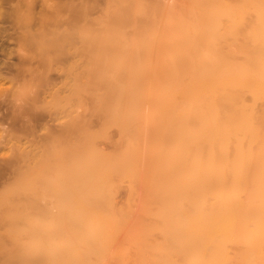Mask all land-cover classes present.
Instances as JSON below:
<instances>
[{"label":"bare ground","instance_id":"1","mask_svg":"<svg viewBox=\"0 0 264 264\" xmlns=\"http://www.w3.org/2000/svg\"><path fill=\"white\" fill-rule=\"evenodd\" d=\"M88 3L76 6L82 21L73 18L37 39L48 62L54 54L73 55L61 68L67 93L52 92L57 105L71 102L72 111L57 134L61 144L23 143L25 165L0 194V221L15 230L26 226L20 229L37 239L40 264H154L148 246L157 239L160 222L153 219L161 205L170 264H226L232 257L264 264V0H178L170 7L106 0L93 19ZM58 14L56 22L63 19ZM78 107L100 117V127ZM113 126L120 138L106 153L98 140ZM140 181L153 189L143 190L146 214H156L144 223L131 210ZM123 183L130 191L120 205ZM211 183L230 191L220 194ZM160 187L186 192L158 193ZM246 188L257 190H250L254 201ZM231 191L243 204H259L245 203L246 210ZM235 241L248 242L245 253Z\"/></svg>","mask_w":264,"mask_h":264},{"label":"rangeland","instance_id":"2","mask_svg":"<svg viewBox=\"0 0 264 264\" xmlns=\"http://www.w3.org/2000/svg\"><path fill=\"white\" fill-rule=\"evenodd\" d=\"M85 1L87 3L89 2L88 4L90 5L87 18L93 19V18H99L102 16L103 6L105 5L106 0H89V1L88 0H0V194L2 192L6 191L7 189H9L10 186L14 185L17 182L16 178H18L17 177L18 172H16V171H18V169L23 167V164L25 165V162L23 160L24 158L21 156V153H22L21 149L23 148L24 142L27 141V143L29 142L30 144H32V145L35 144L36 146L41 145V144L44 145L48 142L54 144L53 146H57V145L61 144V142H62V138L60 140H58L57 134H59L60 131L62 130V123L67 118L68 114L71 113L72 104H71V102H62L59 105H57L52 100V98H53L52 92L54 91V88L60 87V88H63L62 89L63 91L60 89L62 95H63V93L64 94L67 93L68 89H67V87L65 89V84H64V81H66L67 75H66L65 71L62 70L61 68L62 67L64 68L65 65H68V63H71L73 55L71 53H67V52L62 53V54H58L57 56H56V54H54V59H52V61L48 62V60H46V58H44L45 57L44 53L42 52L41 47H40L37 39L40 38V35L42 33L44 34V31H46L49 35L50 32L53 33V31H55L57 29H63L64 27H68L71 24V19H73V18H76L79 21H82L84 18L81 15H79L81 13H79V12L77 13V8L81 3L85 2ZM156 1L157 2L159 1L160 3L162 2L161 4L164 3V5H168V6H169V4L170 5L172 4L171 6H173L174 4H176L178 2V0H173V1L172 0H156ZM70 2L72 5H70ZM166 3H168V4H166ZM91 4H93V5H91ZM102 4H104V5H102ZM69 5L73 6V7L71 8ZM74 6H75V8H74ZM76 6H77V8H76ZM55 10L57 12H59V14L60 13H62V14L59 15L58 13H55L56 12ZM89 12H90V14H89ZM56 14H58L61 17L60 19H62V17H63V19L58 20L56 22L55 16L54 17L52 16V15H56ZM50 17H51L52 21H54V20L55 21L52 22L50 20ZM47 18H48V21L45 20ZM77 111H78V114L80 116L86 117L88 119L89 123L91 124V126H93V128L97 129L100 127L101 121H102L100 117H97L95 115L91 116L92 114L88 113L89 111L86 110L84 107H78ZM66 112H67V116H66ZM55 134H56V136H55ZM119 138H120L119 130L117 127L113 126L109 129L108 135L106 137H102L98 140L99 147L104 152L111 153L116 149ZM70 139H71V136H69L68 141H70ZM21 158H23V159H21ZM20 164H21V166H20ZM142 181H144V180L142 179ZM141 183L142 182L140 181L139 184H137L136 192L134 194V198L132 201V207H131L132 209L131 210L133 212V216H134V214L135 215L138 214V218L136 215V219L139 220L141 218L140 219L141 223L147 222V220L149 221V219H151V216H153L152 218H154V217H156V214H157V217L154 218L153 220L155 221V223L157 221L158 225L160 222V225L157 226L158 228L155 230V231H157L156 232L157 234L155 233L156 235H154V236H157L156 241L158 240L159 237H160V240H158L157 242L155 241L156 242V244H155V242L153 240L154 237H153L152 242L150 243L151 246L149 244L148 248H151V252L149 251L150 254L152 253L151 255H154L153 253H155V252L158 255H161L160 261H161V264H163L162 260L164 262H165V260L167 262H169L171 260V256L167 255V254L171 255V253H169L167 250L168 249L167 247L169 246V243H167V242H169V241H167V239H164L166 237H165V233L163 232L162 226H161V224L163 222V219L161 218L163 216H160L162 206L160 205L161 204L160 199H157V201L155 203L158 206L160 205L161 208L159 207L160 209L157 208V210H155L157 212L155 215H153L150 212L151 216L148 218V216H147L148 213L146 214V211H145L147 207L143 205L144 203L146 205V203L148 202V199H147L148 196L144 195L146 193L148 186H147L146 182L145 183L143 182L145 185V189H144V185H142L143 183L142 184ZM211 184L212 185H208L210 188H213L214 186H216V183L215 184L211 183ZM142 186H143V188H142ZM211 186H213V187H211ZM209 187H207L208 190H210ZM220 187L222 188L221 190L219 188V185H218V187H214V189L217 188V191L219 190L220 194L222 192L224 193V191H226V189L228 190L227 192L230 191L229 190L230 187H226V188L224 187L225 190L223 189L222 186H220ZM149 188H150V190L152 189L150 186H149ZM195 188H198V187H195ZM243 188H245V187H243ZM157 189H154V190L156 191ZM167 189L160 187L158 190L159 192L158 191H156V192L165 193V194L171 192L170 194L173 193V194H178V195H181L182 193L186 192V191H184V192L180 191L181 189H177V188H173V189H175V191H173V189L171 187L170 188L167 187ZM194 189L191 188V191L192 190L194 191ZM232 189H233V187H232ZM236 189L237 188H235V190ZM252 189H255V188H252ZM252 189L246 188V192L250 193V190H252ZM143 190L145 191V193L143 192ZM182 190H184V189H182ZM238 190H239V188H238ZM240 190L243 191L242 187L240 188ZM255 190H253V191H255ZM129 191H130L129 184L123 183L121 185L119 191L117 192V195H116V200L120 205H124L125 203H127ZM148 191L149 190H147L146 194L149 195L153 191V189L150 191V193ZM215 191H212V192L215 193ZM217 191H216V193H217ZM233 191H231V192L233 193ZM253 191H251V192H253ZM262 191H263V189H262ZM189 192H190V190H189ZM200 192L206 193L210 197L214 195L213 193H212L213 195L210 193L208 194V191L202 192V189L200 190ZM238 192L235 191L233 194L235 195L237 193L236 194V196H237ZM256 192H257V190L254 192V194ZM258 192H261V189ZM191 193H196V192L194 191ZM243 193H244V191H243ZM248 193H246V194H248ZM142 194L144 196H142ZM231 194H229V196ZM233 194L231 196H233ZM241 194H242V192L240 193V195ZM251 194L252 193L249 194L250 195L249 197H252V200H253L254 194H252V195ZM223 195H227V194H223ZM256 195H255V199H256ZM145 196H146V198H145ZM216 196H219V195H216ZM247 196L245 195V197L248 198V200H249V197H247ZM143 197L147 201L143 200L144 199ZM235 197H234V199H235ZM237 198L239 199V201L241 200V198H239L238 196H237ZM237 198H236V200H237ZM242 200H243V198H242ZM257 200H259V198ZM253 201L251 203L252 204V206H251V204L249 205L251 200L247 201V199H244V204L242 201L238 202V200H237L238 203L242 204V208L244 205L245 209H246L245 205L247 203H248L247 205H249L251 207H253L254 204L257 203V202H254V204H253ZM158 202H159V204H158ZM217 203H220V200H218ZM233 203H235V202L233 201ZM153 204H152V206H153ZM257 204H259V202ZM215 205H216V203H215ZM229 205H230V203H229ZM238 205L236 204L234 207L236 209H238L237 208ZM139 206H141V208L145 207L143 209L145 212H143V210L140 209ZM148 206H149V203H148ZM158 206H153L152 209L154 207L156 208ZM217 206H218V204H217ZM232 206L230 205V207H232ZM262 206L263 205L261 204V206L258 207V209L261 210ZM222 207L223 206H220V208H222ZM220 208L218 206L219 211L222 210ZM235 208L234 209L231 208V209L235 210ZM239 208L241 209V206ZM247 208L249 210L248 206H247ZM213 209L216 210L217 208L216 209L213 208ZM252 209H254V208H252ZM141 211L143 212V214L145 213L146 215L144 214L145 216H143ZM219 211H217V213ZM235 211H237V210H235ZM243 211L248 214V212L245 210H241L240 213H238V214H241ZM250 211L252 212V210H250ZM254 211H256V210L254 209ZM147 212H149V211H147ZM217 213L215 214V216L217 215ZM253 213H255V212H253ZM218 214H220V213H218ZM141 215L143 217H145V220H142V217H140ZM250 215H251V213H250ZM158 216H159V218H158ZM159 219H161V221ZM8 222L9 221H0V234H1L0 237H2V238H0V264H13V263L14 264H32V263L33 264H40L39 263L40 261L38 259H40V255H41L42 251L40 249L39 243L37 245V246H39V248L36 246V243H34L35 245L33 244V240L36 238H34L33 240H30L29 238H25L26 237V235H25L26 229L25 230L20 229V228H23V226H25L24 224H22V226L20 225L18 227L19 230L17 228H16L17 230H15V228H13L11 226L12 225L11 222H9V223ZM215 222H216V220H215ZM210 226H212L211 227V229H212L213 224H211ZM214 226H215L214 229H216V227H217L216 224H214ZM9 227H11V228H9ZM11 229H12V231H11ZM160 234H161V236H160ZM27 236H28V234H27ZM239 241H241V240H239ZM239 241H235L236 242L235 244L237 247L239 244H241ZM27 242H29V243H27ZM159 242H160V244L163 243V244H166V245L168 244V245L167 246L165 245V247H166L165 248L163 244L160 246ZM152 243H153V245H152ZM245 243H248V242H244V244L242 242V245L244 248H245V246H248ZM27 244H28V246L30 245V247H27ZM31 244H33V245H31ZM158 244H159V246H158ZM235 244L233 243V245H235ZM230 245H229V247L233 246V245H231V246ZM32 246H33V248H32ZM34 246H36V247H34ZM160 247L165 248V249L163 250ZM229 247H228V249H230ZM241 247L239 245L238 248H241ZM243 247L241 248V250H243V252L245 253V251L248 248L246 247V249L244 250ZM249 247H250V245H249ZM28 248L30 250H28ZM155 248H158V250L155 251L156 250ZM250 248H253V247H250ZM34 250H36L35 251L36 253L34 252L35 254H33ZM232 250H231V252L229 251V253H232ZM159 252H163L164 257L162 256L163 253L159 254ZM238 252L240 253L239 249H238ZM156 253H155L156 256H154L155 257L154 260L156 258L157 259L159 258V256H157ZM234 253H235V251H234ZM236 253H237V251H236ZM244 253H242V256ZM165 255L168 256L167 259L165 258ZM230 256H234L233 253ZM237 256L238 255L235 256L236 259H237ZM239 256L241 257V254ZM169 257H170V260H169ZM157 259L155 260L156 263H154V264H159V261H157ZM227 259H228V257H227ZM232 259H233V257H232ZM232 259L229 258V261H231V262H227L226 264H243V262L247 261V259L244 260L242 258L241 260H244V261L238 262L239 259L238 260L235 259L236 260V262H235V261H232ZM34 260L36 263L34 262ZM167 262L164 264H170V262L169 263H167ZM151 264H153V263L151 262Z\"/></svg>","mask_w":264,"mask_h":264}]
</instances>
